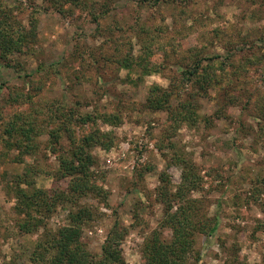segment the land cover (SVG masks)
Returning <instances> with one entry per match:
<instances>
[{"label":"rangeland","instance_id":"1","mask_svg":"<svg viewBox=\"0 0 264 264\" xmlns=\"http://www.w3.org/2000/svg\"><path fill=\"white\" fill-rule=\"evenodd\" d=\"M141 1L0 0L12 7L13 21L25 27L31 18L37 23L32 53L11 56L10 64L17 63L15 67L5 66L0 59V133L16 113L34 116L44 126L48 105L58 101L81 113H120L118 126L96 122L114 141L108 150H92V170L107 197L105 201L81 199L92 212L82 231L87 249L99 255L118 220L127 230L121 244L126 262L143 264L139 246L163 218L156 189L159 175L167 176L173 190L181 181L180 169L171 162L177 151L194 162L202 178L200 191L191 196L203 200L210 216L217 213L220 217L212 237L194 235L197 264H263L264 124L253 116L254 109L249 115L241 113L239 106H229L225 115L215 118L219 87L195 98L200 119L195 126L175 125L166 110L151 111L145 106L154 85L178 92L169 98L173 108L186 100L187 91L176 87L182 63L192 52L203 57L224 54L229 44L238 48L240 37L246 39L245 35L264 25V0ZM104 5L109 13L94 20ZM262 46L264 50V41ZM147 47L153 49L150 59L158 72L121 68L115 61L129 50L133 56L146 53ZM107 58L113 62L104 63ZM235 58L239 60L240 55ZM261 75L254 70L249 73V87L241 91L242 102L246 94L258 92L255 88ZM234 85L238 87L237 82ZM16 89L30 94L31 100L9 101V93ZM205 115L210 117V125L203 122ZM80 132L81 127L75 126V135ZM47 139V133L40 134L37 152L25 156L23 162L13 161L17 151L5 154L0 139V264H31L29 257L38 251L46 232L67 223L69 206L57 205L36 231L20 233L17 229L23 214L14 207L16 174L31 165L40 171L34 177L36 187L67 186L69 177L60 176L59 155L46 149ZM68 144L62 136L60 145L67 150ZM160 230L168 239L171 230Z\"/></svg>","mask_w":264,"mask_h":264},{"label":"trees","instance_id":"2","mask_svg":"<svg viewBox=\"0 0 264 264\" xmlns=\"http://www.w3.org/2000/svg\"><path fill=\"white\" fill-rule=\"evenodd\" d=\"M11 8L0 2V59L5 66L11 65V56L32 53L31 45L37 37L36 20L29 19V25L25 27L24 24L12 20ZM107 8L104 5L102 12L94 15L93 19L98 21L103 18L109 13ZM246 36V39L240 37L236 42L241 44L238 48L234 44L225 46L224 54L213 53L202 57L192 52L187 61L182 63L181 78L176 82L177 88L183 87L187 91L186 100H180L173 108L169 98L176 92L154 85L149 90L145 107L151 111L166 110L175 125L184 122L195 126L200 120L195 98L206 96L212 87H219L222 91L218 97L217 108L213 112L215 118L225 115L229 106H239L241 113L247 111L249 115L250 110L254 109L253 116L263 125L264 25ZM149 52L151 53L148 54ZM152 53L151 47H147L146 53L134 56L129 50L122 58L118 56L115 61L121 68L132 70L136 67L141 69L142 73L150 74L158 72L151 63ZM236 55H240L239 60H236ZM108 61L113 62L108 58L104 59V63ZM98 64L101 66L99 62ZM16 65L17 63H13L11 66ZM40 67L42 65L37 69ZM252 70L262 73L259 86L255 88L258 92L246 94V99L242 102L241 91L247 90L246 86L249 87V73ZM48 71L49 69L45 72ZM236 82L238 87L234 85ZM2 85L0 83V91ZM188 87L193 92H189ZM232 91L236 93L232 94ZM9 94H12L9 101L16 103L31 100L30 94H24L22 90L16 89ZM64 102L58 101L54 105H48L47 115L43 120L47 122L42 127L38 118L16 113L4 124L0 133L4 153L17 151L13 161L18 162H23L25 156L34 155L38 147L36 138L42 133H47L46 149L51 153H58L60 176L69 177L66 188L44 189L35 186L34 177L40 174L37 168L30 165L22 174H16L12 186L17 201L14 207L17 213L23 214V218L17 222V229L20 233L36 231L42 224L43 217L50 215L57 205L69 206L67 223L54 232H46L45 238L38 244V251L29 257L31 264H128L121 247L127 230L120 226L118 220L114 221L108 231L99 255H93L82 241L83 228L91 219L92 212L88 206L81 204V199L92 197L105 201L107 197L106 191L97 182L98 174L92 170L95 164L92 150L96 147L108 150L114 141L109 132H104L96 126V122L99 120L111 127L118 126L122 121L121 115L114 112L81 113ZM202 119L206 125L211 124L210 117L205 115ZM75 126L81 127L79 136L75 135ZM64 135L69 142L67 150L60 145V139ZM160 149L162 150L161 147ZM171 159L180 169L181 181L173 190L167 176L164 173L159 175L160 184L156 189L157 197L163 205V218L159 227L146 235L139 246L143 264H197V256H193L194 235L201 233L210 238L215 234L220 222L217 213L210 216L204 211L205 204L200 197L191 196V192L200 191L202 187V178L194 162L177 151H173ZM160 228L171 230L168 239L162 236ZM262 262L264 264V257Z\"/></svg>","mask_w":264,"mask_h":264}]
</instances>
